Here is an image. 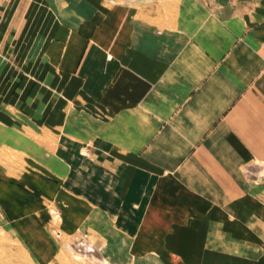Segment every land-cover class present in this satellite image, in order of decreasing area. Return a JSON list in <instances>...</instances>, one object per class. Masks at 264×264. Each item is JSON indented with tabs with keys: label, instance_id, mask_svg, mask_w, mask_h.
Returning a JSON list of instances; mask_svg holds the SVG:
<instances>
[{
	"label": "crops",
	"instance_id": "obj_1",
	"mask_svg": "<svg viewBox=\"0 0 264 264\" xmlns=\"http://www.w3.org/2000/svg\"><path fill=\"white\" fill-rule=\"evenodd\" d=\"M23 129L51 148L0 174V212L34 264L47 203L138 263L264 264V0L0 3V130Z\"/></svg>",
	"mask_w": 264,
	"mask_h": 264
},
{
	"label": "rangeland",
	"instance_id": "obj_2",
	"mask_svg": "<svg viewBox=\"0 0 264 264\" xmlns=\"http://www.w3.org/2000/svg\"><path fill=\"white\" fill-rule=\"evenodd\" d=\"M22 131L24 132L9 134L0 130V174L4 173V176L8 178L16 179L26 174L32 157V151L26 148L27 143L48 145L51 148L49 138L45 139L44 135L29 133L26 129ZM47 151L54 152V149L48 148ZM82 151L81 154L86 157L87 150ZM46 210L51 222L48 230L56 244L53 261L50 264H157L155 262L138 263L128 259L123 247L112 250L104 240L97 239L92 233L77 232L65 235L59 228L58 209L47 203ZM4 224L5 217L0 212V264H34L22 245L11 239L13 236L5 229ZM13 247L14 250H12ZM112 253L115 256H111Z\"/></svg>",
	"mask_w": 264,
	"mask_h": 264
},
{
	"label": "built area",
	"instance_id": "obj_3",
	"mask_svg": "<svg viewBox=\"0 0 264 264\" xmlns=\"http://www.w3.org/2000/svg\"><path fill=\"white\" fill-rule=\"evenodd\" d=\"M6 1H8V0H0V3L6 2Z\"/></svg>",
	"mask_w": 264,
	"mask_h": 264
}]
</instances>
